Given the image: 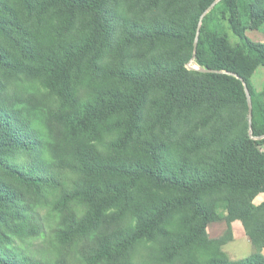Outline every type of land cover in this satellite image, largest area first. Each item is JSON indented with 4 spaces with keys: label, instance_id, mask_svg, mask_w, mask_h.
Listing matches in <instances>:
<instances>
[{
    "label": "trees",
    "instance_id": "obj_1",
    "mask_svg": "<svg viewBox=\"0 0 264 264\" xmlns=\"http://www.w3.org/2000/svg\"><path fill=\"white\" fill-rule=\"evenodd\" d=\"M190 1H178L173 21L126 25L112 21L111 0H0V264H264V203H252L264 192V108L248 83L264 42L246 41L239 16L242 2L264 23V0L211 9L227 13L246 47L204 64V40L217 33L203 17L195 61L205 72L186 64L215 0H198L196 12ZM229 74L250 94L253 138L243 84ZM152 94L165 123L204 110V131L172 147L166 134L145 141ZM126 149L135 154L122 160ZM219 209L229 233L241 221L255 253L231 261L214 245L195 262L184 252Z\"/></svg>",
    "mask_w": 264,
    "mask_h": 264
},
{
    "label": "rangeland",
    "instance_id": "obj_2",
    "mask_svg": "<svg viewBox=\"0 0 264 264\" xmlns=\"http://www.w3.org/2000/svg\"><path fill=\"white\" fill-rule=\"evenodd\" d=\"M179 0H111L110 6V16L114 24L116 22L122 21L126 25L130 22L132 23H146L149 24L154 20H162V21H173L175 20L174 12L176 10V5ZM190 4L193 5V10L196 12L198 10V0H191ZM243 3H240L239 6V16L242 22L243 27V35L246 41H250L254 44H261L264 42V23H259L256 21L250 20L247 16L242 13ZM211 11V10H210ZM207 12L206 15L211 16L214 19V26L216 29L217 37L215 38H206L202 47L201 61L202 63H207L212 57L217 54L228 52L229 50L235 48L246 47V41L239 38L233 31L231 24L229 22V16L222 10L215 11L214 13ZM117 33L121 29V25H116ZM183 52L189 53L188 48L183 46ZM141 54H143V48L137 47L132 51V58L134 61L139 60L141 58ZM191 58H189L190 60ZM187 60V63L189 62ZM112 62V57L107 56L102 63ZM192 67L196 69L202 70L203 67L198 65L196 61L191 64ZM249 86L255 93H262L259 98L260 106L264 108V66H258L251 76L248 79ZM155 95H151L148 101L145 104L142 116H143V124H142V132L143 139L147 142L152 140L153 134H159L166 137L165 139L170 142L171 147L172 143L179 137H186L188 135H198L203 130L200 126L202 121L207 120L209 114H207L202 109H194L191 111V115L188 119L184 121H174L175 117H173L170 121L166 120V123L162 117H160L161 112H158V104L156 103ZM237 112L235 115V119L240 118L241 128L244 126V122L246 119V112L243 110H233ZM185 128H189L188 132ZM188 132V133H186ZM143 140V141H144ZM219 145V143H217ZM174 148V147H173ZM125 154V155H123ZM123 154H121L120 159L127 158L129 159L132 155L135 154L134 150L126 149ZM155 195L160 196L162 192L157 191L154 188H151ZM264 193V192H263ZM140 195L144 196V191L142 188V184L138 187V189L133 193L132 196L137 197ZM259 195V194H258ZM207 198L209 200H215L217 198V194L208 195ZM255 199V198H254ZM253 199V201H254ZM252 201V203H253ZM134 203V201H132ZM253 205H255L253 203ZM258 206V205H255ZM221 218L225 216L222 215V210H218ZM219 219L218 221L211 222L207 224L205 229L201 230L198 234L199 242L196 245L191 246L186 249L184 252L188 254L191 259L195 262H203L206 258L205 251L209 247H217L221 252V242L226 241L229 237V230L227 229V225L225 224L224 219ZM118 223V222H117ZM111 227H113L114 222H111ZM226 225V229L224 228ZM223 226V227H221ZM220 230H223L220 231ZM221 244V245H220ZM143 249V247H142ZM140 251V250H139ZM226 257V256H225ZM227 258V257H226ZM228 259V258H227Z\"/></svg>",
    "mask_w": 264,
    "mask_h": 264
},
{
    "label": "crops",
    "instance_id": "obj_3",
    "mask_svg": "<svg viewBox=\"0 0 264 264\" xmlns=\"http://www.w3.org/2000/svg\"><path fill=\"white\" fill-rule=\"evenodd\" d=\"M253 203L258 206L264 203V193H260L259 195H257ZM222 229H226V225H224V228ZM223 230L220 231L223 232ZM230 236L231 238L224 241L223 245H221V252L229 260L238 261L241 259H245L255 253V250L247 237L246 231L241 221L235 220L231 222ZM261 255L264 257V247L261 251Z\"/></svg>",
    "mask_w": 264,
    "mask_h": 264
},
{
    "label": "water",
    "instance_id": "obj_4",
    "mask_svg": "<svg viewBox=\"0 0 264 264\" xmlns=\"http://www.w3.org/2000/svg\"><path fill=\"white\" fill-rule=\"evenodd\" d=\"M220 0H215L200 16L199 18V22L197 25V30H196V36L194 38V42H193V52H192V56L191 59L189 60V62L186 64V68L188 70H198V71H203L205 72L206 70H200V69H196L194 67L191 66V64L195 61V57H196V51H197V42H198V35H199V29L201 26V22L203 20V17L207 14V12H209L211 9H213L215 7L216 4L219 3ZM232 75V74H229ZM234 77H236L237 79H239L242 84H243V88H244V92L247 98V103H248V130H249V136L250 138H253L252 136V129H251V98H250V94L248 92V89L246 87V84L243 82V80L239 77H237L236 75H232Z\"/></svg>",
    "mask_w": 264,
    "mask_h": 264
}]
</instances>
